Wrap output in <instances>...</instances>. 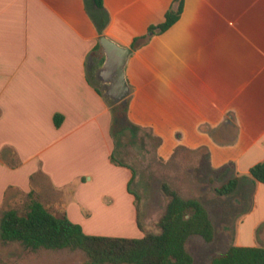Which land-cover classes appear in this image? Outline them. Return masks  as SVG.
Wrapping results in <instances>:
<instances>
[{
  "label": "crops",
  "instance_id": "0c3cea01",
  "mask_svg": "<svg viewBox=\"0 0 264 264\" xmlns=\"http://www.w3.org/2000/svg\"><path fill=\"white\" fill-rule=\"evenodd\" d=\"M104 5L98 12L91 0H0V212L13 194H33L47 180L76 224H84L77 203L94 209L90 220L120 206L129 223H139L129 191L135 174L111 162L113 108L92 83L88 60L104 61L101 36L132 49L148 36L126 67L129 122L153 131L158 154L172 140L167 160L179 148L207 166L220 186L239 178L233 195L212 197L213 215L197 199L209 212L215 241L223 235L232 245L264 247V204L257 199L264 184L250 175L264 162V0H185L181 18L153 36L150 28L164 23L176 0ZM56 115L63 117L60 127ZM211 142L219 170L193 152ZM115 176L117 196L105 190ZM261 211L250 242H243L239 217L246 212L243 228Z\"/></svg>",
  "mask_w": 264,
  "mask_h": 264
},
{
  "label": "rangeland",
  "instance_id": "374dc122",
  "mask_svg": "<svg viewBox=\"0 0 264 264\" xmlns=\"http://www.w3.org/2000/svg\"><path fill=\"white\" fill-rule=\"evenodd\" d=\"M113 137L115 152L111 157V162L119 168L130 166L135 174L129 191L131 189L133 193H130L135 197L133 203L135 207L137 204L140 207V226L137 221L135 224L134 221L131 224L130 220L129 223L128 211H124L123 207L118 206L119 209L115 210L108 209L107 211L110 212L98 213L96 219L90 220L94 209L92 211L84 209L81 204L77 203L78 211H80L79 213L83 217L82 221L85 224L79 222L78 225L83 229L95 236L120 235L122 238L131 239H139V236H145L148 232H160L158 222L170 200L162 188L165 183L169 184L185 199H200L208 206L213 215L212 197H215V189L219 188L220 181L214 178L213 173L208 170L207 166L199 163V159L194 154L177 148L174 155L167 160L169 152L173 148L172 140H166L158 154L157 149L160 140L154 135L153 131L147 129L138 128L137 132H132L121 127H113ZM199 148L193 149V152L196 154L201 152L205 158L209 157L212 171L219 170L221 166L219 161H213V143H208L203 148ZM106 177L112 178L110 173ZM114 178L115 183L110 185L106 182L105 190L116 193L117 196L120 187L118 184L119 177L115 176ZM86 180L89 181V177H86ZM106 180L110 181V179ZM215 181L218 182L215 183ZM75 190L76 188L72 187L69 192L74 195ZM136 196L139 197L138 202ZM257 196L258 192L251 194L250 204L255 203ZM257 199L259 203L264 204V193H260ZM32 200L41 202L55 215H67L68 203L62 202V193L54 190L47 180H43L40 187H37L31 195L13 194L2 211L16 210L20 215H26ZM262 213L263 211L257 212L247 219L246 226L243 228L240 226V222L245 219L246 212L239 217L237 229L238 232H242L243 242H250V226ZM117 221L121 225L115 226L114 223ZM237 244L234 243L235 246ZM231 245L232 242L226 241L224 236L220 235L211 244L206 243L200 237H191L187 248L195 258L196 264H210L214 257L224 254ZM83 261L84 256L77 253L27 252L20 243L4 244L0 236V264H82Z\"/></svg>",
  "mask_w": 264,
  "mask_h": 264
},
{
  "label": "trees",
  "instance_id": "16d2710c",
  "mask_svg": "<svg viewBox=\"0 0 264 264\" xmlns=\"http://www.w3.org/2000/svg\"><path fill=\"white\" fill-rule=\"evenodd\" d=\"M176 2L177 8L168 11L164 23L151 27L149 36L166 32L181 18L185 0ZM91 4L98 12L105 9L104 0H91ZM147 38L137 39L133 47ZM119 104L124 105V116L129 122L128 103ZM113 113V127L116 128L117 115L115 111ZM55 121L60 127L63 117L56 115ZM129 125L131 130L138 129L130 122ZM250 175L255 182L264 184V162L252 167ZM239 183V178L231 179L216 188L215 192L220 197L231 196L238 190ZM162 188L170 200L158 222L160 232H148L140 239L87 235L67 215H55L41 202L32 200L26 215H20L16 210L0 212L1 240L4 244L20 243L31 253H81L83 264H196L187 244L194 236L208 244L215 241V226L209 212L200 200L183 198L169 184H163ZM136 198L138 202L139 197ZM137 209L140 215L139 204ZM210 264H264V247L231 245L224 254L214 257Z\"/></svg>",
  "mask_w": 264,
  "mask_h": 264
},
{
  "label": "water",
  "instance_id": "95a60500",
  "mask_svg": "<svg viewBox=\"0 0 264 264\" xmlns=\"http://www.w3.org/2000/svg\"><path fill=\"white\" fill-rule=\"evenodd\" d=\"M99 41L104 61L101 57H89V77L110 105L127 104L132 89L126 78V67L139 45L133 49L122 47L106 36H101Z\"/></svg>",
  "mask_w": 264,
  "mask_h": 264
},
{
  "label": "flooded vegetation",
  "instance_id": "af4514ba",
  "mask_svg": "<svg viewBox=\"0 0 264 264\" xmlns=\"http://www.w3.org/2000/svg\"><path fill=\"white\" fill-rule=\"evenodd\" d=\"M124 105L122 104H117L116 106L113 107V111H115L116 115H117V122H116V126L117 127H122L124 130H130L132 132H137L138 129L135 128H130L129 122H127V120L125 119L124 116Z\"/></svg>",
  "mask_w": 264,
  "mask_h": 264
}]
</instances>
